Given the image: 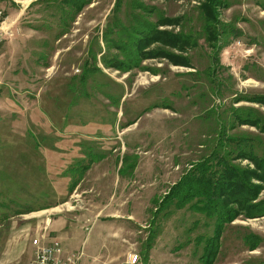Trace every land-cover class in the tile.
<instances>
[{
	"label": "rangeland",
	"instance_id": "1",
	"mask_svg": "<svg viewBox=\"0 0 264 264\" xmlns=\"http://www.w3.org/2000/svg\"><path fill=\"white\" fill-rule=\"evenodd\" d=\"M26 1H0L5 15L16 13L0 43V264H35L31 240L43 233L82 252L80 264H132L134 255V264H264V205L218 227L200 198L179 206L184 195L171 189L214 156L225 136L217 117L228 135L264 138L226 114L233 104L264 118V106L247 101L264 96V0H219L218 51L205 39L203 0H118L115 9L117 0H92L66 19V4L62 12L57 0ZM161 15L179 20L158 29L194 44L150 48L191 67L134 54L126 31L135 17ZM107 27L119 47L103 42ZM235 95L244 98L232 103ZM254 201L264 204V183Z\"/></svg>",
	"mask_w": 264,
	"mask_h": 264
},
{
	"label": "trees",
	"instance_id": "2",
	"mask_svg": "<svg viewBox=\"0 0 264 264\" xmlns=\"http://www.w3.org/2000/svg\"><path fill=\"white\" fill-rule=\"evenodd\" d=\"M57 1L62 12L65 11V4L70 7L68 8L69 10H66L67 15L63 16V19H66L68 15L72 18L71 14L73 11L75 13L80 12L81 9L85 5L90 4L92 0ZM117 2L118 0L113 9L116 8ZM219 2V0H203L198 5V10L200 12L202 11V15L204 16V29L208 34L205 39L209 45L211 42V46L215 51H218L221 46L218 43L217 38V34L219 33H217L214 28L216 27L215 23L217 22L218 17L217 6ZM137 5L139 6L138 3H132L134 8H137ZM150 10H154V8H150ZM178 20L179 18H170L161 15L156 22L151 23L150 21H142L138 17H135L134 24H136L138 28L132 27L134 30L132 32L137 36H131L133 33H130L128 30L126 31L130 34L128 36L130 41L133 40L132 43L135 46L134 54L140 56V58L166 57L173 65L191 67L189 58L184 55L175 52H168L164 48H150L152 44L159 42L163 46H169L180 51H185L187 46L194 44L192 37L188 34L183 32L173 33L166 29L157 28L158 25L176 24ZM212 28L213 30H211ZM112 30L111 27L106 28L104 31L105 34L102 36L103 42H105L107 47L111 45L119 47L120 45L117 39L108 38L107 36ZM122 32V29L118 31V38L121 36L120 33ZM235 32L237 31H229V35L237 34ZM111 60L107 61L103 59L102 61L103 64L107 65L108 62L114 63V60ZM119 64H123L122 61H119ZM116 65V63L112 65L110 64V66ZM213 70L214 69L210 66L207 69L210 74ZM241 97L242 99L244 98V96L235 95L232 103L239 102ZM247 101L262 104L264 106V96L262 95H255L250 97ZM227 111L228 113L226 114H230L232 118L230 125L233 126V122L236 121L238 124L255 126L259 132L264 134V118L260 111L253 109L252 107H234L233 104ZM216 112L217 111L215 110L211 114L214 113V115H216ZM216 123L218 124V132H223L225 136L219 138L218 142L216 141V147H213L214 149L212 150L214 156H202L200 161L195 163L199 174L191 175V173H186L179 179V181L174 183L171 189H175L177 190L176 192L179 193L182 192L184 195L180 200L176 197L177 203L178 201L181 202L180 205L179 203L177 204L179 206L183 205L186 201L191 200L192 197L197 198V200L200 198L203 202L202 210H204L208 216H215V221L218 227H220L223 222L232 221L240 211H244L246 216L254 217L256 216L255 214L261 210V206L264 205L263 201H254L264 183V138L261 139L250 134H242L240 136L228 135L226 133V121L217 117ZM236 159L247 160L254 168L236 163ZM251 177H253V179L255 178L259 183H254L253 180L250 179ZM240 179L243 180L240 181ZM237 181L239 183H237ZM167 195H169V193ZM0 197H2V192H0ZM223 198L230 201L228 202L230 205H221L219 200L225 204ZM7 202H9V200H7ZM218 204L226 209L223 210V207H221L218 210L216 208ZM261 213H264V210L261 211L260 214ZM248 239L250 248H254L257 236L253 235ZM253 239H255V241H253Z\"/></svg>",
	"mask_w": 264,
	"mask_h": 264
},
{
	"label": "built area",
	"instance_id": "3",
	"mask_svg": "<svg viewBox=\"0 0 264 264\" xmlns=\"http://www.w3.org/2000/svg\"><path fill=\"white\" fill-rule=\"evenodd\" d=\"M11 26L7 24V16L4 11L0 9V43L12 34ZM31 245L34 248L35 264H78L82 257V252H64L56 239L47 241L45 233L34 236ZM136 260L137 255H134L130 262L134 264Z\"/></svg>",
	"mask_w": 264,
	"mask_h": 264
},
{
	"label": "crops",
	"instance_id": "4",
	"mask_svg": "<svg viewBox=\"0 0 264 264\" xmlns=\"http://www.w3.org/2000/svg\"><path fill=\"white\" fill-rule=\"evenodd\" d=\"M0 1H2V2H9V0H0ZM12 1H13V0H12ZM26 2H28V3H26V4L23 6L24 8L27 7V6H29L32 2H34V0H27ZM21 12H22V11H21ZM21 12L18 13L19 15H17V17H18V16L20 17ZM15 15H16V13H15ZM15 15H14V13H13V14H8V13L6 14L8 20H9L10 18L14 17ZM15 20H17V18H16ZM12 26H13V23H12ZM45 235H47V233H45ZM79 264H80V263H79Z\"/></svg>",
	"mask_w": 264,
	"mask_h": 264
}]
</instances>
